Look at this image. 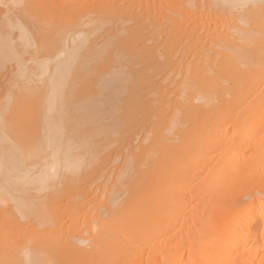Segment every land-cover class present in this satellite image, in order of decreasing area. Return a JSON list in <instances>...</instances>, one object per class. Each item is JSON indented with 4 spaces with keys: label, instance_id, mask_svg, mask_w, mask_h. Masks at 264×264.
Here are the masks:
<instances>
[{
    "label": "bare ground",
    "instance_id": "obj_1",
    "mask_svg": "<svg viewBox=\"0 0 264 264\" xmlns=\"http://www.w3.org/2000/svg\"><path fill=\"white\" fill-rule=\"evenodd\" d=\"M0 264H264V0H0Z\"/></svg>",
    "mask_w": 264,
    "mask_h": 264
},
{
    "label": "rangeland",
    "instance_id": "obj_2",
    "mask_svg": "<svg viewBox=\"0 0 264 264\" xmlns=\"http://www.w3.org/2000/svg\"><path fill=\"white\" fill-rule=\"evenodd\" d=\"M5 83V82H4Z\"/></svg>",
    "mask_w": 264,
    "mask_h": 264
}]
</instances>
